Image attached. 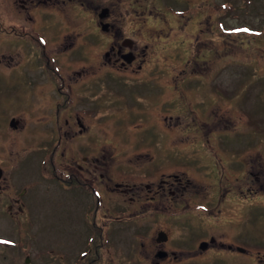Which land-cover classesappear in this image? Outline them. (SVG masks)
I'll list each match as a JSON object with an SVG mask.
<instances>
[{
    "label": "flooded vegetation",
    "instance_id": "af4514ba",
    "mask_svg": "<svg viewBox=\"0 0 264 264\" xmlns=\"http://www.w3.org/2000/svg\"><path fill=\"white\" fill-rule=\"evenodd\" d=\"M49 14L54 17L53 23L64 24L56 25L59 31L52 35L39 29L44 28ZM118 15V10H112L109 0H0V58L14 48H19L21 53L17 36L24 42L28 41V37L36 40V53L27 47L30 61L27 67L37 69L40 65L41 72H45L55 87L47 115V130L50 133L47 143L41 146L34 142L29 148L27 145L20 148L21 156L33 154L34 159L24 162L17 159L15 165L24 170L25 176L31 172L25 170L24 166L32 165L34 174L33 179L17 181L20 182L17 192L11 196L17 211V240L15 244L0 243V252L11 255L9 247L14 248L17 258L23 255L24 264H34L31 258L36 259L44 252L47 254V264H226L227 259L237 256L252 257L264 264V241L243 237L242 225L248 218L244 197L237 191L230 194L226 188L238 185L239 178H230L232 170L226 160L222 167L219 166L217 150L213 153L211 150L214 148H209L208 144L202 146L216 160L220 175L217 174L215 178L206 174L211 182L207 187L195 183L196 189H187L193 181L183 179L177 171H165L171 164L166 163L167 160L157 162L155 158H149L139 163L135 159L126 160L127 156L120 152L134 146L149 148L150 134L147 132L155 124L151 114L156 115L150 109L151 106L156 107L155 100L162 96L164 89L162 82L154 84L161 85L154 90L151 100L150 95L154 91L149 90L150 75L139 78L132 64L134 62L141 67L149 56L145 55L148 50L133 49V41L127 39L132 33L125 34L118 24ZM78 18L88 26V30H84ZM53 23L45 27L51 31ZM39 36L47 41H42ZM57 39L64 41L59 47L62 51L73 54L70 57L66 54L67 58L63 59L65 67L59 69L51 63V57L56 61L58 54H50L55 52L51 49V42H57ZM110 40L113 44L109 43ZM107 41L108 46L105 44ZM126 43L130 45L127 52L124 50ZM90 44L95 45V53L103 52L105 60L115 64V68L100 63L91 73V59L87 60L85 55L91 51L88 47ZM75 47H80L81 52L72 53ZM71 64L75 67L74 73L88 76L76 81L68 69ZM67 70L71 77L67 76ZM24 71L18 73L17 79L28 89ZM113 83L115 87L112 89ZM198 90L205 95V84L194 92ZM179 94L183 96L181 92ZM183 97L187 110L194 115L191 116L193 125L207 124L208 118L200 117L202 112L194 104V99L189 103L185 95ZM21 103L25 104V101ZM28 113L32 114L30 111ZM12 117L17 128L25 127L26 123ZM33 124L36 128L34 134L39 133L38 122ZM0 131L1 135L2 127ZM77 132L84 135L83 141L72 144L65 141L66 136ZM34 139L41 140V134L34 136ZM185 164L186 168L179 170L182 174L193 169L190 163ZM41 181L46 192L39 187ZM249 193L255 194L256 190ZM43 194L46 195V205H41L39 210L47 215L46 225L51 226V233L50 238L40 243L47 242V245L37 247L33 245L34 240L21 239L19 232L23 221L33 231L36 218L31 223L29 216L31 209L37 211L36 204ZM11 205L7 203L6 208L10 209ZM55 210L62 212L64 218L59 228L53 220ZM210 213L213 215L211 224L198 222L201 214ZM5 217L13 220L15 216L8 214ZM165 217L176 221L173 224L176 226L174 237H169L162 228H157L156 234L151 237L148 221L143 225L144 232L135 231L136 237L124 243L117 239L118 227L123 223H132L139 228L147 220ZM138 219L144 220L140 223ZM230 225L235 228L227 232L224 227ZM213 226L215 229H212ZM159 232L163 242L157 240ZM133 249L139 254H135ZM210 250L216 253L207 255ZM200 255L204 258L198 260ZM1 256L4 257L3 254Z\"/></svg>",
    "mask_w": 264,
    "mask_h": 264
},
{
    "label": "rangeland",
    "instance_id": "374dc122",
    "mask_svg": "<svg viewBox=\"0 0 264 264\" xmlns=\"http://www.w3.org/2000/svg\"><path fill=\"white\" fill-rule=\"evenodd\" d=\"M109 1L112 2V10H118V24L121 25L125 34L132 33L127 39L133 41V49L147 48L148 50L145 55L149 56L141 67L132 63L135 73L139 74L141 79L150 75L148 85L150 92L159 88L161 84L154 85L159 82L163 83L164 89L162 96L155 100L156 107L151 106L150 109L156 112V115L151 114L155 124L150 126L147 132L148 135L150 134L149 148L145 146L134 148L136 147L134 146L133 149L120 152L123 156H127L126 160L135 159L139 163L149 158H155L157 162L167 160L166 163L171 162V164L165 171L170 173L177 171L183 179L188 178L193 181L187 189H196L195 183L207 187L211 182V179L205 176L206 174L215 178L219 174L216 160L202 148L204 144H208L218 151L219 161L226 160L229 164L232 170L230 178H239L238 185L226 186V188L230 194L237 191L244 197V207L248 218L244 226L242 225L243 237L248 240L264 241V217L258 216H264V0H241L240 2L225 0V3L222 2L223 0H191L189 2H193L192 5H185L187 2L184 0ZM227 2L229 6L225 10ZM221 3H224V6H221ZM193 5L194 10H192ZM174 9H180L181 12L175 14ZM53 19V15L49 14L44 22V28L39 29L45 34L57 33L59 30L56 29V25L64 26V24L60 25L56 21L53 23ZM219 21L223 27L229 29V33H224L220 29ZM78 22L84 30H88V26L80 18ZM52 23L54 28L49 31L45 25ZM239 24L241 29L236 28ZM69 34L72 35V31ZM39 38L42 41L46 40L43 36ZM27 39L28 41L24 42L17 36L21 53L19 48H14L11 52L6 51L0 58V127H2L0 163L4 168L0 179L1 244L16 243L17 211L11 196H14L13 192H17V186L21 181L33 179L34 174L32 165L24 166L25 170L31 172L27 176L21 167L17 168L15 165L17 159L23 162L34 159L33 154L28 157L21 156L20 148L26 145L29 148L34 142L44 146L50 135L47 130L49 127L47 115L53 102L55 87L45 72H41L40 65L37 69L27 67L30 64L27 47L32 53H36L34 44L38 43L30 37ZM57 42H51V49L55 52L50 54H58L56 61L51 57V63L59 69L65 67L63 59L67 58L66 54L68 57L73 54L59 48L64 44L63 40L57 39ZM109 43L113 44V41L110 40ZM109 43L107 41L105 44L108 46ZM90 45L88 47L91 51L85 55L87 60L91 59L90 63L88 61L91 73L100 63H106L109 68H115V64L105 60L106 55L103 52L95 53L93 50L95 45ZM129 49L130 45L127 44L124 50L127 52ZM79 52H81L80 47L72 49V53ZM62 55H64L63 58ZM74 68L72 64L68 67L76 81L88 76L74 73ZM23 69H25L28 89L17 79L18 73ZM67 76H70L68 70ZM117 78L121 79V77ZM203 83L206 90L204 97H201L194 91ZM178 85L185 89V98L189 103L194 98V104L201 109V115L208 118L207 124L193 125L191 112L187 110L184 97L178 92ZM114 87L113 83L112 89ZM119 91L121 90H117ZM154 93L155 91L150 95L151 100ZM192 93H194L193 96ZM22 101H25V104H22ZM226 108L227 111L223 116L222 113ZM29 111L32 114H29ZM11 116L26 123L25 127L9 126L8 120ZM34 122L39 124L41 140L34 139V136L39 135V133L34 134L36 130ZM60 123L62 124L61 119ZM205 137H208V140ZM83 138L84 135L77 132L72 136H66L65 141L72 144L83 141ZM155 148L162 150H152ZM184 162L190 163L193 169L182 174L179 170L186 168ZM17 181L20 182L17 183ZM213 185L214 182L211 186ZM39 187L46 192L42 181ZM254 190H256L255 194L249 193ZM45 196V194L41 195L40 202L36 204V212L31 209L29 221L32 223L36 218V224L32 228L34 232L31 227L28 229L29 225L25 226L24 221L22 230L19 232L21 239H32L33 245L37 247L46 246L47 242L40 243L50 238L51 233V226L46 225L47 215L39 210L41 205H46ZM7 203L12 204L10 209L6 208ZM6 213L16 218L10 220L9 217H5L8 216ZM21 217L24 218L23 215ZM212 218L211 213L201 214L198 222L211 224ZM53 220L59 228L64 221L62 212L55 210ZM143 220L138 219L140 223ZM147 222L151 237H154L157 228L166 230L169 237L175 236L176 226L173 224H176V221L165 217L147 220L139 228L132 223H123L118 227L117 239L120 243H124L125 240L136 237L135 231L141 233L143 225ZM234 228V225L224 227L227 232H232ZM212 229H215V226ZM216 233L219 232L216 231ZM160 236L161 233H157V240L163 242L164 239L162 240ZM14 250L9 247L11 255L0 252V264H24L23 255L17 258ZM133 251L139 254L138 251L134 249ZM212 252L215 251L210 250L206 254L209 255ZM1 254L4 255L3 258ZM201 258L204 256L200 255L197 259ZM31 260L34 264H47V254L44 252L38 258H31ZM237 261L242 264H261L255 258L240 256L227 259L226 264H237Z\"/></svg>",
    "mask_w": 264,
    "mask_h": 264
},
{
    "label": "trees",
    "instance_id": "16d2710c",
    "mask_svg": "<svg viewBox=\"0 0 264 264\" xmlns=\"http://www.w3.org/2000/svg\"><path fill=\"white\" fill-rule=\"evenodd\" d=\"M238 1L240 2L241 0H238ZM222 2L225 3V0H223ZM222 6H224V5H222ZM228 6H229V3L227 2V6L224 9L226 10ZM197 93H198V95H204V92H201L200 90H198Z\"/></svg>",
    "mask_w": 264,
    "mask_h": 264
},
{
    "label": "water",
    "instance_id": "95a60500",
    "mask_svg": "<svg viewBox=\"0 0 264 264\" xmlns=\"http://www.w3.org/2000/svg\"><path fill=\"white\" fill-rule=\"evenodd\" d=\"M14 122H15V121L12 120V119L9 120V124H14ZM0 174H1V168H0ZM160 237H162V235H161Z\"/></svg>",
    "mask_w": 264,
    "mask_h": 264
}]
</instances>
